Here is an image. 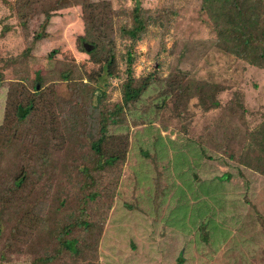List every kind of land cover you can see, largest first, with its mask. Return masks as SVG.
Instances as JSON below:
<instances>
[{
    "label": "trees",
    "instance_id": "trees-1",
    "mask_svg": "<svg viewBox=\"0 0 264 264\" xmlns=\"http://www.w3.org/2000/svg\"><path fill=\"white\" fill-rule=\"evenodd\" d=\"M2 2L23 30L31 17L44 16L41 31L34 35V40L45 36L53 13L80 7L83 33L76 38V46L86 59L67 64L63 72L53 73L55 82L64 87L62 96L56 93V85L48 83L49 79L41 75L30 78L23 73L9 83L0 124V264H11L13 257L24 258L26 264H99V248L108 217L121 226L123 219L129 216V210H124L123 204L115 206L114 200L121 168L130 156L131 136L112 131L126 122L127 112L151 86H162L158 93L162 106L168 97L172 100L173 115L182 117L175 110L183 98L180 93L186 72L174 69L160 77L157 71H152L135 77L133 70L137 43L152 25L158 24L166 33L171 12L144 8L140 0H131V7L126 9L114 7L110 0ZM200 11L211 21L219 50L264 69V0H202ZM9 31L10 27L3 23L1 34ZM118 40L123 43L122 51ZM29 51L24 49L13 62L26 59ZM102 78L119 81L118 101L110 103L107 92L98 89ZM198 99L199 105L205 107L204 98ZM69 106L72 115L69 123L63 125L59 115ZM212 106L220 104L213 100ZM262 118L243 139L219 144L223 155L215 158L226 162V171L215 174L207 168L200 171L206 176L199 182L196 173L192 180H183V186L171 182L174 187L171 194L177 196V204L166 217L162 213L161 217H155L160 209L156 201L163 190L157 185V179L154 180L156 174L150 177L156 202L149 209L154 216L151 224L159 225L162 232L176 231L171 225L182 231L188 225L194 229L192 240L184 232L180 233L183 245L177 251L174 264H194L195 261V264L212 261V264H236L231 257L234 251L225 248L217 257L203 256L199 247L225 240L236 243L241 232L248 233L247 245L243 246L253 248L255 254L260 253L264 258V212L256 210L244 196L248 214L237 217L233 225L229 222L227 226L225 221L231 215L226 217L222 202L212 195L214 184L215 187L229 184L235 174L249 173L264 180V116ZM191 151L163 150L149 155L151 157L143 152L139 155L152 165L159 156L160 163L174 164L181 169L184 163L189 166ZM199 152L203 153L204 149ZM174 153H178L180 163L170 159ZM185 153L189 156L186 162ZM211 156L209 153L207 158L210 160ZM187 194L204 199L190 205L194 206L190 212L181 214L187 207L183 202ZM211 196L213 207L209 202ZM129 208L131 211L135 208L139 216L145 215L141 208L133 205ZM178 208L180 216L173 218ZM232 227L236 237H233ZM203 232L207 234L202 235ZM163 240L159 244L167 255L175 242L167 236ZM190 244L193 248L186 250Z\"/></svg>",
    "mask_w": 264,
    "mask_h": 264
},
{
    "label": "rangeland",
    "instance_id": "rangeland-1",
    "mask_svg": "<svg viewBox=\"0 0 264 264\" xmlns=\"http://www.w3.org/2000/svg\"><path fill=\"white\" fill-rule=\"evenodd\" d=\"M110 1L114 7L120 6L125 9L131 7V0ZM140 2L144 8L164 9L171 12V15L166 33H163L158 24L152 25L146 36L137 43L134 76L157 71L160 77H165L174 69L186 72L187 78L180 93L183 98L175 110L182 117L177 118L173 115L172 100L168 97L165 98V106H162V97H158V93L163 87L151 86L141 100L127 112L126 122L112 131L116 134L129 133L131 136L130 156L121 168L114 200L115 206L123 204L124 210H129L127 213L129 216L123 219L121 226L113 223L112 219L109 221L108 217L99 248V264H174L177 251L183 245L180 233L184 232L192 240L194 229L186 225L187 228L182 231L171 225V228L177 230L166 229L162 232L159 225L151 224L153 221L151 218H154L149 212L151 204L157 202L160 207L155 217H161V213L166 217L169 210L177 204V196L171 194L174 188L171 185L172 181L179 187L183 186V180L186 182L192 180L195 173L199 182L206 176L200 174L201 170L208 168L215 174L226 171L228 168L226 162L215 158L223 155L219 150V144L243 139L264 116V69L251 66L217 48L211 21L200 11L202 0H140ZM43 20V15L36 14L23 30L0 0V124L9 83L16 75L24 73L30 78L38 75L46 77L49 79L48 83L56 85V93L62 96L64 87L55 82L53 73L63 72L67 64H77L86 59V55L80 53L76 46V38L83 33L80 7L53 13L45 28V36L34 40V35L41 31L40 25ZM3 23L10 27V31L4 35L1 34ZM118 44L119 50L122 51L123 43L118 40ZM24 49L30 50L28 57L17 63L13 62ZM12 62L14 65H11ZM37 86L39 88L38 84ZM98 89L107 92L110 103L120 98L117 80L107 81L106 78H102L98 83ZM198 97L204 98L205 107L199 105ZM213 100L219 102L220 106L213 107ZM70 108L71 106L67 107L59 115V122L63 125L69 123L72 115ZM180 149L181 151L191 149L193 153L190 163L188 161L189 166L184 163L180 166H183L181 169L176 168L174 164L160 163L162 159L159 156L155 157L156 163L152 165L139 155V150H142L140 153H147L149 156L163 150L173 153L174 150ZM202 149L204 152L200 154L199 150ZM191 153L187 152L189 155ZM209 153L212 155L210 160L207 158ZM187 154L184 155L185 162L189 158ZM170 159H173L174 163H180L178 153H174ZM183 173L184 178L182 175L180 177ZM155 174L154 180L157 179V185L164 193L160 194L156 202L154 186L150 179ZM213 187L215 191L212 195L222 202V208L226 209L224 214L226 217L231 215L225 221L227 226L230 223L233 225L237 217L242 218L248 214V211L246 212L248 203L244 202V196L256 210L264 212V180L258 176L249 173H244V176L235 174V178L229 184L223 183L216 187L214 184ZM202 199L187 194L183 199L187 207L180 211L181 214H185L187 210L190 212L194 208L190 205ZM209 202H212L213 207L212 196ZM130 205L143 209L145 215L139 216L135 208L131 211ZM113 215L114 213L111 218ZM179 216L178 208L173 218ZM231 230L233 237H236L233 227ZM206 234L203 232L202 235ZM238 234L240 236L237 237V245L233 240L220 241L217 244L204 243L200 245L199 251L203 256L209 254L217 257L219 251L227 248L230 252L234 251L231 257L236 260V264H264V258L260 253L255 254L253 248L243 246L247 245L245 241L248 239V233ZM166 236L175 242L172 250H167L169 252L167 255L159 244ZM190 248H193V244L187 246L186 250L191 251ZM222 260L218 258V261L223 262ZM11 264L26 263L22 257H13Z\"/></svg>",
    "mask_w": 264,
    "mask_h": 264
},
{
    "label": "water",
    "instance_id": "water-1",
    "mask_svg": "<svg viewBox=\"0 0 264 264\" xmlns=\"http://www.w3.org/2000/svg\"><path fill=\"white\" fill-rule=\"evenodd\" d=\"M37 88H38V86H37Z\"/></svg>",
    "mask_w": 264,
    "mask_h": 264
}]
</instances>
